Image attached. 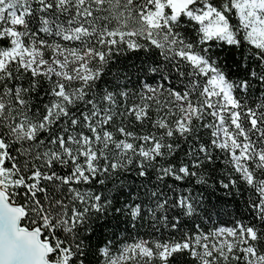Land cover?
Returning a JSON list of instances; mask_svg holds the SVG:
<instances>
[{
    "label": "snow or ice",
    "instance_id": "6c2138e0",
    "mask_svg": "<svg viewBox=\"0 0 264 264\" xmlns=\"http://www.w3.org/2000/svg\"><path fill=\"white\" fill-rule=\"evenodd\" d=\"M146 217L175 236L110 231ZM189 258L264 264V0H0V264Z\"/></svg>",
    "mask_w": 264,
    "mask_h": 264
},
{
    "label": "trees",
    "instance_id": "16d2710c",
    "mask_svg": "<svg viewBox=\"0 0 264 264\" xmlns=\"http://www.w3.org/2000/svg\"><path fill=\"white\" fill-rule=\"evenodd\" d=\"M220 55L222 59H225V62H231L232 57L228 50L221 52ZM143 57V52L138 54L126 52L119 57L121 67L131 71L128 66L138 65ZM217 168H220L219 163ZM220 175L218 174L213 179H218ZM209 184H213V180H209ZM196 192L201 193L202 202L198 206L200 219L196 220L195 223L201 224L205 230L222 226H233L236 220H241L248 216L244 206L246 194L229 195L219 186L210 187L207 190H205V186H197ZM244 222L248 223L249 220L244 219ZM110 231L116 232L120 239H127L128 242H132L134 239L163 241L175 236L171 230L164 228L162 225H153L147 217L143 221L137 222L135 226L121 224L118 228H112ZM182 264H191L190 258L184 260Z\"/></svg>",
    "mask_w": 264,
    "mask_h": 264
}]
</instances>
